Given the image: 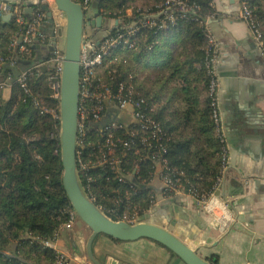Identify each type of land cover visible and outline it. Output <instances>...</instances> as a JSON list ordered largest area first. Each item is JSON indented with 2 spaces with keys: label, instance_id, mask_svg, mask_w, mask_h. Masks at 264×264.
<instances>
[{
  "label": "trees",
  "instance_id": "1",
  "mask_svg": "<svg viewBox=\"0 0 264 264\" xmlns=\"http://www.w3.org/2000/svg\"><path fill=\"white\" fill-rule=\"evenodd\" d=\"M183 1L199 9L182 12L177 5L159 13L166 0H94L97 9L110 17L132 9L133 16L125 17L114 32L133 23L137 27L131 37L134 46H120V57L98 77L114 92L120 82H134L135 98L146 101L141 110L162 129L161 139L154 143L157 151L160 145L167 149L162 174L186 191L194 188L198 195L209 196L225 165L224 141L213 118L212 77L206 67L204 19L214 17L216 10L213 0ZM247 1L264 36V0ZM37 9L48 13L50 5L40 2ZM151 14L165 26H143L141 21ZM52 28L47 21L44 30L51 35ZM18 33L20 26L13 23L9 30L0 31V57L8 58L0 65V82L8 81L12 88L9 98L0 90V264H56V252L44 241L54 239L73 210L62 182L60 103L53 97L50 68L46 64L33 68L42 61L41 48L35 45L26 53L20 51L22 44L12 46ZM30 68L25 93L18 78ZM113 122L125 123L119 111L106 108L96 120L89 109L84 144L79 148L85 164V168L79 164L80 178L96 204L115 220H126V211L137 218L145 216L162 198L184 204L180 194L163 184L157 164L146 158L140 134H131L132 123L114 131L113 146L107 143L103 129Z\"/></svg>",
  "mask_w": 264,
  "mask_h": 264
},
{
  "label": "crops",
  "instance_id": "2",
  "mask_svg": "<svg viewBox=\"0 0 264 264\" xmlns=\"http://www.w3.org/2000/svg\"><path fill=\"white\" fill-rule=\"evenodd\" d=\"M241 1L213 0L216 15L207 23L219 42L217 74L228 145L222 192L213 202L217 221L183 195L182 205L163 198L156 203L164 207L156 214L157 222L171 229L203 257L215 258L217 264H264V56L248 23L239 16ZM98 14L103 16L101 27L88 24L85 35L95 37L100 44L103 30L108 26L113 30L119 27L125 17L133 16V11L127 9L124 15L110 17L92 5L88 20L97 18ZM6 15L0 14V31L9 30L12 23L20 26L14 17L3 20ZM25 15L29 20L34 12ZM53 18L51 35L44 30L48 16L40 25L46 42L36 40L34 44L41 48L38 51L43 61L36 64H46L48 68L55 47L64 48L63 23L54 9ZM6 90L10 91L9 98L12 88L4 89L5 98ZM200 218L208 225L201 228L196 222ZM90 234V228L80 219L71 228L62 226L57 244L68 256L69 264H93L86 246ZM93 252L103 264H185L167 248L146 238L115 241L100 235L93 243Z\"/></svg>",
  "mask_w": 264,
  "mask_h": 264
},
{
  "label": "built area",
  "instance_id": "3",
  "mask_svg": "<svg viewBox=\"0 0 264 264\" xmlns=\"http://www.w3.org/2000/svg\"><path fill=\"white\" fill-rule=\"evenodd\" d=\"M35 3L34 15L29 20L26 18L25 2L26 0H0V14L13 13V17L21 28V37L18 35L15 37L12 46H16L19 38H21L20 51L29 53L31 47L34 46L35 41L39 40L42 43L46 42V35L40 30V25L43 20L47 18V13L41 12L37 9V5L40 2H48L50 5V11L57 10L64 26L65 20L62 13L56 8L55 2L52 0H33ZM94 0H83L80 2L88 11L92 8ZM181 6L182 12L191 11L196 13L199 9L198 6L188 7L187 3L183 0H166L165 6L161 8L159 13H166L173 10L174 6ZM158 13V14H159ZM239 16L245 20L251 30L253 39L257 45L258 50L264 56V36L259 25L254 21L252 10L249 7L247 0H242L240 4ZM156 14L146 15L141 21L143 26L154 28L164 27V24H159L156 21ZM168 18L173 20V16L169 15ZM89 19V18H88ZM94 19V18H92ZM208 19V18H207ZM205 22V21H204ZM206 23V22H205ZM207 24V23H206ZM134 23L129 26L122 27L119 31H113L112 26L106 27L102 35L104 38L100 41V44L96 43V38L93 36H86L85 41L81 47V85H80V107H79V134H78V167L79 164L85 168V164L81 163L80 150L79 148L84 144V136L86 134V119L88 110H92L93 118L96 120L101 119V115L107 108L115 109L119 111L125 119V123H132L134 126L131 128L132 135L140 134V143L144 146V150H147L146 158L154 161L157 164L158 172L162 175V181L165 186L176 194H180L191 198L196 205L206 211L214 220L217 221V214L214 210V200L217 198L215 195L216 191L221 189L223 182V176L219 179L218 184L214 188V191L209 196H200L194 188H189L187 191L183 186L176 185L173 183L169 175L162 174L163 170L166 169V159L163 157V153L167 151L166 147L160 145V151H157L154 147V143L161 139L160 133L162 131L160 125L152 119L148 114L141 110L142 104L146 101L144 98H135L136 90L135 84L132 81H122L119 83L117 92L112 90L111 85L104 83L100 77H98L104 68L113 60L118 59V48L124 45L126 48H132L134 43L131 41V37L136 33L137 27H133ZM120 26V25H118ZM207 61L206 67L208 73L211 75L210 82V96L213 105V118L217 127V131L220 137L224 141V172L226 169L228 145L226 139V132L224 128L223 111L220 105V87L219 79L217 74V66L219 62V42L210 32L207 25ZM123 46V47H124ZM63 49L56 46L53 50V56L49 60V68L51 70L49 81L50 86L53 90V97L56 99L60 98V81L63 63ZM8 58L0 57V65L5 63ZM11 64L14 60L11 59ZM40 64H35L33 68L39 67ZM33 68L25 70L18 78L21 87L25 93L29 92L27 86V76ZM103 79V78H102ZM101 80V82L99 81ZM7 87H11L8 81L0 82V90H4ZM92 104V105H91ZM59 117V115H55ZM124 123V124H125ZM124 124L113 122L107 125L103 130H106L107 143L113 146V135L114 131L120 128H124ZM125 146H129L128 142H124ZM110 146V150H111ZM140 149L136 150L139 153ZM104 161H107L106 159ZM117 162V160H113ZM80 172V169H79ZM224 175V173H223ZM78 219V215L74 210L70 212L69 220L63 225L66 228H71L75 221ZM219 225V224H218ZM225 226L227 224H224ZM222 226V225H219ZM227 227V226H226ZM224 229V228H223ZM61 230V229H60ZM60 232V231H59ZM59 232L56 234L54 239L44 241V245L52 248L57 255L56 264H69L68 256L59 248L57 244V238Z\"/></svg>",
  "mask_w": 264,
  "mask_h": 264
},
{
  "label": "water",
  "instance_id": "4",
  "mask_svg": "<svg viewBox=\"0 0 264 264\" xmlns=\"http://www.w3.org/2000/svg\"><path fill=\"white\" fill-rule=\"evenodd\" d=\"M54 2L65 20L64 56L59 98L62 182L73 210L91 230L86 244L89 260L93 264H103L95 257L93 243L98 236L106 235L120 241H134L141 238L153 240L168 248L185 264H217L215 258L203 257L197 249L185 243L171 229L152 219L159 210L164 208L163 205L156 204L149 213L139 218L138 223L115 220L96 204L94 198L84 188L78 167L80 56L87 25L101 27L103 16L98 14L97 18L88 20V11L80 2L75 0H54ZM25 5V12L34 11L33 0H26ZM47 15L49 22L54 23L53 12L49 11ZM12 17L13 13H8L3 16V20H9ZM204 21L210 23L211 19L206 18ZM56 43L57 40L54 38L53 45ZM221 192L222 190L219 189L215 195L219 197ZM196 222L201 228L208 225L207 221L203 222L201 218Z\"/></svg>",
  "mask_w": 264,
  "mask_h": 264
},
{
  "label": "rangeland",
  "instance_id": "5",
  "mask_svg": "<svg viewBox=\"0 0 264 264\" xmlns=\"http://www.w3.org/2000/svg\"><path fill=\"white\" fill-rule=\"evenodd\" d=\"M52 2L54 3V0H52ZM62 37H63V39L65 37V27L64 26H62ZM114 55L117 57L120 54L118 53V54H114ZM102 73L104 74V70L102 71ZM145 74H148V71H145ZM140 76H143V74H141ZM9 92H10L9 90L5 91L7 98H8ZM126 214L127 215H126V218H125L126 220L125 221H129V222H132V223H138L139 222V218L136 217L137 216L136 213H135L136 215L130 216L129 215L130 214L129 211H126ZM77 220H79V218Z\"/></svg>",
  "mask_w": 264,
  "mask_h": 264
},
{
  "label": "bare ground",
  "instance_id": "6",
  "mask_svg": "<svg viewBox=\"0 0 264 264\" xmlns=\"http://www.w3.org/2000/svg\"><path fill=\"white\" fill-rule=\"evenodd\" d=\"M56 6V5H55Z\"/></svg>",
  "mask_w": 264,
  "mask_h": 264
}]
</instances>
